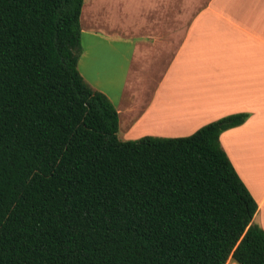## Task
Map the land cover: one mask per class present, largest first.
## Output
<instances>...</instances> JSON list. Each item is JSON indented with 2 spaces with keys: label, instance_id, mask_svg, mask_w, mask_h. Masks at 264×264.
<instances>
[{
  "label": "trees",
  "instance_id": "trees-1",
  "mask_svg": "<svg viewBox=\"0 0 264 264\" xmlns=\"http://www.w3.org/2000/svg\"><path fill=\"white\" fill-rule=\"evenodd\" d=\"M84 0H0V264H264L257 203L220 144L118 138L77 64Z\"/></svg>",
  "mask_w": 264,
  "mask_h": 264
},
{
  "label": "crops",
  "instance_id": "crops-1",
  "mask_svg": "<svg viewBox=\"0 0 264 264\" xmlns=\"http://www.w3.org/2000/svg\"><path fill=\"white\" fill-rule=\"evenodd\" d=\"M79 22L78 71L115 107L120 140L249 114L219 140L264 230V0H84Z\"/></svg>",
  "mask_w": 264,
  "mask_h": 264
},
{
  "label": "rangeland",
  "instance_id": "rangeland-1",
  "mask_svg": "<svg viewBox=\"0 0 264 264\" xmlns=\"http://www.w3.org/2000/svg\"><path fill=\"white\" fill-rule=\"evenodd\" d=\"M263 129H264V127H263ZM245 146H248V143H245ZM250 153H252V154H256L257 152H256V151H252V152H250Z\"/></svg>",
  "mask_w": 264,
  "mask_h": 264
}]
</instances>
